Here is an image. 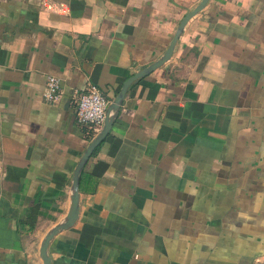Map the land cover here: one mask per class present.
Listing matches in <instances>:
<instances>
[{"label": "crops", "instance_id": "0c3cea01", "mask_svg": "<svg viewBox=\"0 0 264 264\" xmlns=\"http://www.w3.org/2000/svg\"><path fill=\"white\" fill-rule=\"evenodd\" d=\"M200 1L0 0V264H43L69 211L91 141L74 97L93 84L111 103ZM78 182L51 264L264 257V0H208L128 87Z\"/></svg>", "mask_w": 264, "mask_h": 264}, {"label": "water", "instance_id": "95a60500", "mask_svg": "<svg viewBox=\"0 0 264 264\" xmlns=\"http://www.w3.org/2000/svg\"><path fill=\"white\" fill-rule=\"evenodd\" d=\"M208 0H201L199 4L192 9L190 12H188L180 21L174 35L172 36L168 47L164 51L163 55L155 62L150 64L149 66L145 67L144 69H141L137 73H135L133 76L128 78L122 85L120 92L117 94V96L113 99V101L108 105L107 112H106V119L103 125V128L99 132V134L94 137L88 146L86 147L83 155L81 156V159L79 160L75 171L72 176V195H71V204L69 211L65 217V220L55 226L43 239L40 247V258L43 262V264H51L50 258L47 254V248L49 245L50 240L60 231L66 230L74 225L76 222L78 215H79V174L81 170L83 169L84 165L88 161V159L91 157L95 149L99 146V144L103 141V139L106 137V135L109 133L113 119L119 109V106L121 105L125 94L127 92L128 87L135 81H137L140 78H143L147 76L148 74L152 73L156 69L162 67L165 65L170 58L173 55L175 45L179 39V36L183 32L187 22L197 15L199 12L202 11V9L206 6Z\"/></svg>", "mask_w": 264, "mask_h": 264}, {"label": "built area", "instance_id": "2783aa9c", "mask_svg": "<svg viewBox=\"0 0 264 264\" xmlns=\"http://www.w3.org/2000/svg\"><path fill=\"white\" fill-rule=\"evenodd\" d=\"M62 94L60 80L49 76L43 90V99L46 103L56 104ZM76 122L86 129V136L89 140L96 137L103 128L107 107L110 101L93 84H88L86 90L77 94L74 99ZM252 264H264V257H257Z\"/></svg>", "mask_w": 264, "mask_h": 264}]
</instances>
